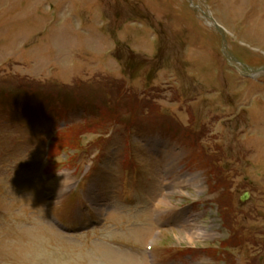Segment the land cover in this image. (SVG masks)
Listing matches in <instances>:
<instances>
[{
	"label": "rangeland",
	"instance_id": "obj_1",
	"mask_svg": "<svg viewBox=\"0 0 264 264\" xmlns=\"http://www.w3.org/2000/svg\"><path fill=\"white\" fill-rule=\"evenodd\" d=\"M226 53L264 67V0H0V264H264V70Z\"/></svg>",
	"mask_w": 264,
	"mask_h": 264
},
{
	"label": "trees",
	"instance_id": "obj_2",
	"mask_svg": "<svg viewBox=\"0 0 264 264\" xmlns=\"http://www.w3.org/2000/svg\"><path fill=\"white\" fill-rule=\"evenodd\" d=\"M145 104V103H144ZM144 107H145V105H144ZM195 140V139H194ZM195 141H197V140H195ZM65 148V147H64ZM203 152V151H202ZM202 152H201V154H202ZM204 154V153H203ZM204 155H206V154H204ZM206 156H208V155H206ZM209 157V156H208ZM201 162H202V165H204V166H209L210 168H208L209 170H208V172H209V175L211 176V175H214L215 177H213V179L216 181V183L213 185V189H215V190H217L219 187H222L221 186V184H222V182L220 181V179H218L219 177L217 176V170H216V168L214 167V166H211L210 165V163L212 162L211 160L209 161V163L208 162H206V159L205 160H202L201 159ZM226 190H224V191H222L221 193H220V195H219V197L216 199L217 200V202L219 203V205H220V209L221 210H223V212L224 213H226V214H224L222 211V213H223V215H224V217L226 218V216H227V211H229L230 210V208L231 207H229L228 208V204L227 203H225V201L227 200V196H226V192H228V191H226ZM229 209V210H228ZM231 229H233L232 227H230Z\"/></svg>",
	"mask_w": 264,
	"mask_h": 264
},
{
	"label": "bare ground",
	"instance_id": "obj_3",
	"mask_svg": "<svg viewBox=\"0 0 264 264\" xmlns=\"http://www.w3.org/2000/svg\"><path fill=\"white\" fill-rule=\"evenodd\" d=\"M59 175H60V174H59ZM66 175H67V174L61 175V176H62L61 178L66 179V177H67ZM57 178L59 179L60 177H57ZM57 178H56V179H57ZM61 178H60V179H61ZM57 181L59 182V180H55V179H54V180L51 182V186H55V184L58 183ZM60 182H61V181H60ZM51 189H52V188H51ZM57 190H58V189H57ZM54 193H55V191L52 190V191L50 192V195H54ZM56 195H57V194H56ZM166 195H167V194H166ZM166 195H165V196H166ZM166 203L168 204V199H167V198H164L163 201L161 200V203H160V204H166ZM179 215H181L180 217H183L182 214H179ZM179 215H178V216H179ZM178 216H176V219L178 218ZM177 220H178V219H177ZM192 234H193V233H192Z\"/></svg>",
	"mask_w": 264,
	"mask_h": 264
},
{
	"label": "water",
	"instance_id": "obj_4",
	"mask_svg": "<svg viewBox=\"0 0 264 264\" xmlns=\"http://www.w3.org/2000/svg\"><path fill=\"white\" fill-rule=\"evenodd\" d=\"M247 198H248V194L245 193V194L243 195V197H242V200H246Z\"/></svg>",
	"mask_w": 264,
	"mask_h": 264
}]
</instances>
